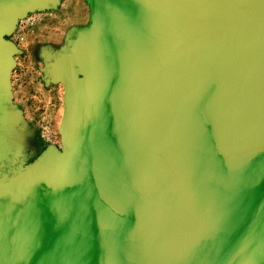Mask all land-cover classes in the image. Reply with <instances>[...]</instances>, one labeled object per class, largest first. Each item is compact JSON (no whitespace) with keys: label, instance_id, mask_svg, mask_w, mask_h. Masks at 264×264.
Instances as JSON below:
<instances>
[{"label":"water","instance_id":"water-1","mask_svg":"<svg viewBox=\"0 0 264 264\" xmlns=\"http://www.w3.org/2000/svg\"><path fill=\"white\" fill-rule=\"evenodd\" d=\"M87 2L27 162L11 36L61 0H0V264H264V0Z\"/></svg>","mask_w":264,"mask_h":264},{"label":"rangeland","instance_id":"rangeland-1","mask_svg":"<svg viewBox=\"0 0 264 264\" xmlns=\"http://www.w3.org/2000/svg\"><path fill=\"white\" fill-rule=\"evenodd\" d=\"M87 0H61L56 10L33 13L37 23L26 29L15 43L22 50L12 73L14 102L34 128L44 146L59 144L58 125L62 114V85L45 84L41 68L43 62L35 53L41 47L61 48L65 35L74 27L89 22ZM19 107V106H18Z\"/></svg>","mask_w":264,"mask_h":264},{"label":"built area","instance_id":"built-area-1","mask_svg":"<svg viewBox=\"0 0 264 264\" xmlns=\"http://www.w3.org/2000/svg\"><path fill=\"white\" fill-rule=\"evenodd\" d=\"M31 15V14H30ZM38 17L35 16H27L25 19L19 21L17 29L15 33L11 36V40L13 42L18 41L21 38L22 33L28 29L29 27L34 26L37 23Z\"/></svg>","mask_w":264,"mask_h":264},{"label":"flooded vegetation","instance_id":"flooded-vegetation-1","mask_svg":"<svg viewBox=\"0 0 264 264\" xmlns=\"http://www.w3.org/2000/svg\"><path fill=\"white\" fill-rule=\"evenodd\" d=\"M53 50H55V49H52L51 47L50 48L49 47H41V48L36 49L35 53H37L38 57L41 59V55L43 53H52ZM18 106L21 107L20 105H18ZM39 137H40L39 134L35 131L34 141H33L32 145H31V146H33L32 150L34 149V151L33 152H30V151L28 152L29 158H28L27 162L32 161L33 159H35L39 155L38 143H37Z\"/></svg>","mask_w":264,"mask_h":264},{"label":"trees","instance_id":"trees-1","mask_svg":"<svg viewBox=\"0 0 264 264\" xmlns=\"http://www.w3.org/2000/svg\"><path fill=\"white\" fill-rule=\"evenodd\" d=\"M37 143H38V151H39V154L41 153V151L44 149V142L41 140V138L39 137L38 138V141H37Z\"/></svg>","mask_w":264,"mask_h":264}]
</instances>
